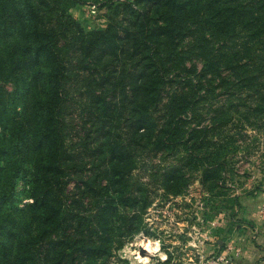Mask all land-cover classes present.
<instances>
[{
  "label": "trees",
  "instance_id": "obj_1",
  "mask_svg": "<svg viewBox=\"0 0 264 264\" xmlns=\"http://www.w3.org/2000/svg\"><path fill=\"white\" fill-rule=\"evenodd\" d=\"M86 1L0 0V264H128L150 182L217 185L231 120L264 121V0H103L101 28Z\"/></svg>",
  "mask_w": 264,
  "mask_h": 264
},
{
  "label": "rangeland",
  "instance_id": "obj_2",
  "mask_svg": "<svg viewBox=\"0 0 264 264\" xmlns=\"http://www.w3.org/2000/svg\"><path fill=\"white\" fill-rule=\"evenodd\" d=\"M102 1L87 0L69 13L85 26H107L120 9ZM75 87H70L74 97L70 102L78 105L81 96L73 91ZM78 115L74 113V122H79ZM233 116L237 121V114ZM208 123V119L203 122ZM235 123L243 135L237 136L224 154L218 155L216 151L222 149L216 146L209 150V163L223 161L216 168L217 185L203 184L199 169L188 172L189 182L179 195L167 194L150 182L153 202L142 212L143 229L125 242L118 256L128 264H138V243L143 240L151 245L143 254V264H158L168 258V264H264V216L257 212L264 195V121L261 127H252L231 120L227 129L240 128ZM150 160L140 162L132 175L149 182V165L154 163L159 169L172 165L175 158L164 159L158 154Z\"/></svg>",
  "mask_w": 264,
  "mask_h": 264
},
{
  "label": "bare ground",
  "instance_id": "obj_3",
  "mask_svg": "<svg viewBox=\"0 0 264 264\" xmlns=\"http://www.w3.org/2000/svg\"><path fill=\"white\" fill-rule=\"evenodd\" d=\"M140 241V240H139ZM139 249L141 248V252L138 254V258H136V261L138 264L144 263V257L143 254H145L146 251H149L151 249V245L149 243H145L143 240L138 243Z\"/></svg>",
  "mask_w": 264,
  "mask_h": 264
},
{
  "label": "built area",
  "instance_id": "obj_4",
  "mask_svg": "<svg viewBox=\"0 0 264 264\" xmlns=\"http://www.w3.org/2000/svg\"><path fill=\"white\" fill-rule=\"evenodd\" d=\"M258 215L260 216H264V195H263V199L261 201V203L258 206Z\"/></svg>",
  "mask_w": 264,
  "mask_h": 264
},
{
  "label": "water",
  "instance_id": "obj_5",
  "mask_svg": "<svg viewBox=\"0 0 264 264\" xmlns=\"http://www.w3.org/2000/svg\"><path fill=\"white\" fill-rule=\"evenodd\" d=\"M141 250H142V249L140 248L139 251L141 252Z\"/></svg>",
  "mask_w": 264,
  "mask_h": 264
}]
</instances>
